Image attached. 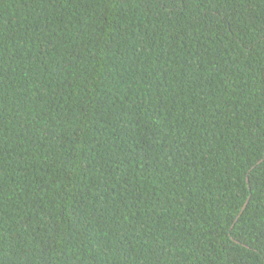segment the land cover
<instances>
[{
  "label": "trees",
  "instance_id": "16d2710c",
  "mask_svg": "<svg viewBox=\"0 0 264 264\" xmlns=\"http://www.w3.org/2000/svg\"><path fill=\"white\" fill-rule=\"evenodd\" d=\"M0 264H264V0H0Z\"/></svg>",
  "mask_w": 264,
  "mask_h": 264
},
{
  "label": "water",
  "instance_id": "95a60500",
  "mask_svg": "<svg viewBox=\"0 0 264 264\" xmlns=\"http://www.w3.org/2000/svg\"><path fill=\"white\" fill-rule=\"evenodd\" d=\"M246 205H247V203H245L243 207H245Z\"/></svg>",
  "mask_w": 264,
  "mask_h": 264
}]
</instances>
